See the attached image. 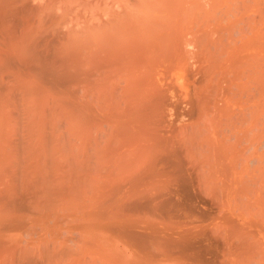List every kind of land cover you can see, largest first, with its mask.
I'll return each mask as SVG.
<instances>
[{
  "label": "bare ground",
  "instance_id": "1",
  "mask_svg": "<svg viewBox=\"0 0 264 264\" xmlns=\"http://www.w3.org/2000/svg\"><path fill=\"white\" fill-rule=\"evenodd\" d=\"M0 264H264V0H0Z\"/></svg>",
  "mask_w": 264,
  "mask_h": 264
}]
</instances>
